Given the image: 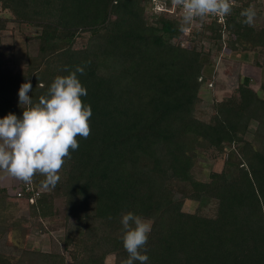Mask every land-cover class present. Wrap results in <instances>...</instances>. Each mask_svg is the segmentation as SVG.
Masks as SVG:
<instances>
[{
	"label": "trees",
	"instance_id": "obj_1",
	"mask_svg": "<svg viewBox=\"0 0 264 264\" xmlns=\"http://www.w3.org/2000/svg\"><path fill=\"white\" fill-rule=\"evenodd\" d=\"M251 2L233 7L223 25L191 28L193 38L210 44L204 50L194 40L183 47L180 18L153 13L150 0H0L12 21L39 29L23 73L4 66L0 49V119L22 118L21 84L31 82L29 96L38 102L55 77L77 67L88 93L82 99L92 108L91 134L78 138L57 185L44 187L45 177L37 175L18 188L39 193L32 204L27 194L19 198L29 217L51 222L62 215L81 232H64V253L21 248L0 252V264H108L109 256L124 264L127 212L153 222L148 264H264V101L245 79L212 104L207 121L196 117L212 49L264 58V21L248 26L240 15ZM202 151L225 159L220 172L200 179ZM14 198L0 189V238ZM204 199L213 202V216L182 210L184 200Z\"/></svg>",
	"mask_w": 264,
	"mask_h": 264
},
{
	"label": "clouds",
	"instance_id": "obj_2",
	"mask_svg": "<svg viewBox=\"0 0 264 264\" xmlns=\"http://www.w3.org/2000/svg\"><path fill=\"white\" fill-rule=\"evenodd\" d=\"M182 12L181 30L190 31L197 21L208 17L223 20L233 10L232 0H171ZM244 24L252 26L257 12L254 6L241 14ZM65 71H68L66 68ZM84 69L77 67L66 76H57L46 95L34 102L29 93L31 82L21 84L19 103L22 118L9 113L0 119V171L26 184L35 176L45 177L44 187H55L61 179L59 173L71 153L79 149V139L91 134L92 108L82 99L87 89L77 74ZM41 87L43 85H40ZM123 248L128 254L124 264H148L147 244L153 222L133 212L122 214Z\"/></svg>",
	"mask_w": 264,
	"mask_h": 264
},
{
	"label": "rangeland",
	"instance_id": "obj_3",
	"mask_svg": "<svg viewBox=\"0 0 264 264\" xmlns=\"http://www.w3.org/2000/svg\"><path fill=\"white\" fill-rule=\"evenodd\" d=\"M250 6L255 7L257 16L254 25L258 26L264 21V0H252ZM12 19L11 14L2 10L0 6V49L3 53L4 66L13 73H23L29 57L36 54L37 41L34 37L39 33V29L16 23ZM204 24L206 22L194 23L191 26L192 31L200 32ZM183 36L180 41L183 47H192L194 43L198 48L201 46L204 50H210V44L206 40H200L199 37L193 38L191 29ZM85 40L86 36L79 39L76 47H81ZM190 40L195 42L191 43ZM210 57L211 62L204 70L206 80L202 83L199 93L202 102L196 112L198 119L207 121L212 104L231 96L245 79L248 80L249 87L264 101V58H258V54L241 49L231 51L225 46H222L221 51L212 49ZM16 99L19 101V95ZM255 127V123L250 125L248 140L252 139L253 136L250 133ZM201 155L197 164L198 178L203 179L210 172H220L223 169L225 154L219 158H211L202 151ZM35 178L38 179V176ZM20 183V180L0 172V189H6L10 197H14L20 188ZM175 199H179V194L175 195ZM182 210L187 213L197 212L200 215L213 216L214 204L211 200L205 199L199 203L184 200ZM5 219L9 228L8 232L0 238L1 253L16 254L23 248L61 254L63 249L60 240L64 232L80 233L82 229L75 219L71 218L65 223L62 215L55 216L51 222L31 218L24 202L18 198L11 200L10 206L5 211ZM67 260L70 261L68 257ZM106 262L114 264V258L109 256Z\"/></svg>",
	"mask_w": 264,
	"mask_h": 264
},
{
	"label": "built area",
	"instance_id": "obj_4",
	"mask_svg": "<svg viewBox=\"0 0 264 264\" xmlns=\"http://www.w3.org/2000/svg\"><path fill=\"white\" fill-rule=\"evenodd\" d=\"M244 0H232L233 7L239 6ZM151 6H152V12L155 14H161L165 13L169 16H173L176 18L182 19V12L180 9L174 7L171 3V0H150ZM225 21V18L223 20H220L216 17H208L204 21L197 20L195 23L198 22H206L208 24H211L212 22H215L217 24L223 25ZM185 33V32H184ZM24 194H27L29 196L28 201L29 203H33L35 198L38 196V192H33V189L31 186H26L25 189H19L16 191L15 196L16 198H22Z\"/></svg>",
	"mask_w": 264,
	"mask_h": 264
},
{
	"label": "crops",
	"instance_id": "obj_5",
	"mask_svg": "<svg viewBox=\"0 0 264 264\" xmlns=\"http://www.w3.org/2000/svg\"><path fill=\"white\" fill-rule=\"evenodd\" d=\"M1 172V174H3V171H0ZM22 182V181H21Z\"/></svg>",
	"mask_w": 264,
	"mask_h": 264
}]
</instances>
